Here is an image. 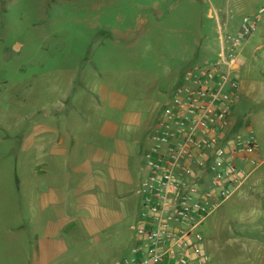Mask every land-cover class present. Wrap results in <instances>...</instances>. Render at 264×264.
Listing matches in <instances>:
<instances>
[{"label": "rangeland", "instance_id": "obj_1", "mask_svg": "<svg viewBox=\"0 0 264 264\" xmlns=\"http://www.w3.org/2000/svg\"><path fill=\"white\" fill-rule=\"evenodd\" d=\"M260 10L264 0H0L4 217L38 223L52 214L76 221L75 237L59 234L67 252L56 264H97L103 242L118 247L112 261L106 254L104 264L131 258L138 240L139 192L147 177L145 154L164 108L187 70L217 60L216 15L235 34L243 18ZM240 57L237 79L244 100L234 103L230 119L235 127L228 136L245 139L250 129L254 132L263 162L257 175L264 176V15ZM106 125L109 135L104 136ZM61 138L76 139L69 163L51 155ZM88 144L94 146L90 157ZM99 151L112 167L97 168L112 184L117 165L113 195L125 194L116 203L103 199L105 213H98L111 222L110 240L86 234L81 226L82 217L93 220V214L80 208L86 195L79 191L75 170L82 157L91 161ZM58 174L68 189L67 205L45 213L42 196L51 185L49 177ZM263 176L240 189L200 228L209 264H264ZM119 179L128 181L126 189H120ZM27 197L36 212L25 208ZM12 209L17 213L8 217ZM11 256L0 264L26 261Z\"/></svg>", "mask_w": 264, "mask_h": 264}, {"label": "built area", "instance_id": "obj_2", "mask_svg": "<svg viewBox=\"0 0 264 264\" xmlns=\"http://www.w3.org/2000/svg\"><path fill=\"white\" fill-rule=\"evenodd\" d=\"M264 10L243 18L237 33L216 15L217 60L186 71L166 105L145 154L137 244L122 264H209L200 228L260 166L253 132L227 134L241 84L240 49Z\"/></svg>", "mask_w": 264, "mask_h": 264}, {"label": "crops", "instance_id": "obj_3", "mask_svg": "<svg viewBox=\"0 0 264 264\" xmlns=\"http://www.w3.org/2000/svg\"><path fill=\"white\" fill-rule=\"evenodd\" d=\"M224 1V0H222ZM114 97V96H113ZM112 97V98H113ZM244 100L243 95L240 92V96L238 101ZM107 126V125H106ZM105 127V126H104ZM235 126L230 119L229 128L227 134L230 133L232 128ZM250 127V126H249ZM109 128L107 126L103 131V135H109L106 131ZM86 130H89V126L86 127ZM71 133L75 131V129L71 128ZM53 132V131H52ZM253 132L251 129L249 131ZM254 133V132H253ZM56 134V133H54ZM255 135V134H254ZM57 136V135H56ZM76 139L64 140L61 138L58 140L57 144H55L52 148L51 155L54 158V161H57L58 158H65L68 162V157L70 156L71 146H73ZM257 142V141H256ZM86 143V141H84ZM80 142L77 141V145ZM258 145V142H257ZM94 146L86 145L85 148L90 149L91 154L94 152ZM259 148V145H258ZM260 151V150H259ZM98 154V155H97ZM102 154V155H101ZM83 159L81 165H78L75 170V175L78 178V188L79 191L84 195H86L85 199H82L80 208L82 212H90L93 214V220H86L84 216L82 217V231L86 234L90 235H102L103 237L106 235L107 238H111L110 236V221H106L104 218L99 216V212L103 211L105 213L104 204L107 203L111 198V201L114 203L118 202L121 197L125 194L119 193V195H113L116 191L118 192V178L119 175L117 170V165L115 163L114 170L116 172V180L114 183L107 180L100 170L97 168L100 164H103L102 167L104 169L110 168L111 164L108 162V158L104 151L97 152L93 157L92 160L89 161ZM257 160L259 161L260 165L263 164L262 159L260 157V152H258ZM86 162V164L84 163ZM94 163L90 165L89 163ZM258 170V169H257ZM257 170L252 173L249 180L245 183V185L241 188L244 189L248 185H256L259 183V180L262 178L263 174L257 175ZM264 178V176H263ZM50 186H48L46 193L43 194V212H47L49 210L56 212L58 209L62 208L63 206L67 205V187L65 183L61 179V174L55 175L54 177L50 176ZM258 180V181H257ZM55 183L57 186H55ZM116 185V189H114ZM128 181L119 179V187L120 189H126L128 187ZM13 195V194H10ZM96 195V196H95ZM27 201H30V198L27 197ZM103 199H108L102 204ZM5 198L4 196L0 197V208L2 210L3 217L0 219V260L2 257L4 259L9 255L13 254L16 259H25L26 261L23 264H56L57 261L62 258V256L67 252L66 248V240L59 236L60 235H67L70 237H75L79 231V228L75 225L76 221L72 220V222H68L65 218L56 219L53 217L52 214L46 215L44 221L38 222L36 219L32 218H19L17 222V218L15 223H12L8 218L6 219L4 208H5ZM10 204H14L13 202ZM28 207V210L36 212L35 206L29 202L28 205H25V208ZM10 209V206L9 208ZM63 209V208H62ZM13 212L9 211V215L12 213L13 215L17 213V210L12 209ZM113 217H118V213H113ZM35 216V215H34ZM40 221V220H39ZM114 222V221H113ZM112 222V223H113ZM117 223H119L116 220ZM39 227V229H38ZM25 228V229H23ZM138 241V240H137ZM113 243L111 246L110 243L106 245V242L102 244V254L98 256L99 260L97 264H104L103 258L106 257V254H109V258H112L110 261L113 260L114 251L117 250V244ZM137 244V243H136ZM115 247V249H114ZM10 257H7V259ZM130 259V258H129ZM126 260V259H125ZM125 260L119 263H112L111 264H122ZM128 260V259H127ZM13 264H19L18 262Z\"/></svg>", "mask_w": 264, "mask_h": 264}]
</instances>
